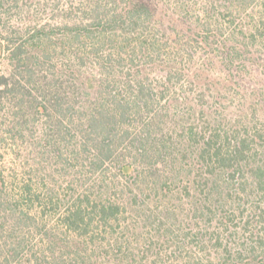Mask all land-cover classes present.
<instances>
[{"label":"trees","instance_id":"obj_1","mask_svg":"<svg viewBox=\"0 0 264 264\" xmlns=\"http://www.w3.org/2000/svg\"><path fill=\"white\" fill-rule=\"evenodd\" d=\"M55 30L67 78L15 81L0 124V264H264V0H80Z\"/></svg>","mask_w":264,"mask_h":264},{"label":"rangeland","instance_id":"obj_2","mask_svg":"<svg viewBox=\"0 0 264 264\" xmlns=\"http://www.w3.org/2000/svg\"><path fill=\"white\" fill-rule=\"evenodd\" d=\"M79 4L80 0H0V124L16 120L12 117L17 107L12 88L15 81L25 83L31 94L30 101L33 95L37 99L46 93L49 82L57 79L64 82L67 78L70 50L62 37L64 30L56 31L55 28L65 22L71 23L77 15ZM37 29L43 30L33 38ZM15 51L18 56L12 59L10 56ZM33 51L45 53V56H33ZM252 75L258 76L252 82L254 89H257L251 100L255 106V101L260 97L258 91L261 83L258 81L264 79V73ZM27 79L30 82L26 83ZM259 109L258 113L264 114V104H259ZM29 112L22 121H41L39 115H29ZM258 117V123L264 124V116Z\"/></svg>","mask_w":264,"mask_h":264}]
</instances>
